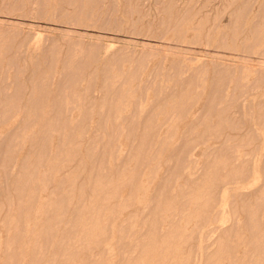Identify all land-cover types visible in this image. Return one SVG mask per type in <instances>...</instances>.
I'll list each match as a JSON object with an SVG mask.
<instances>
[{
	"label": "rangeland",
	"instance_id": "374dc122",
	"mask_svg": "<svg viewBox=\"0 0 264 264\" xmlns=\"http://www.w3.org/2000/svg\"><path fill=\"white\" fill-rule=\"evenodd\" d=\"M0 264H264V0H0Z\"/></svg>",
	"mask_w": 264,
	"mask_h": 264
}]
</instances>
